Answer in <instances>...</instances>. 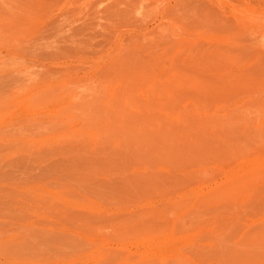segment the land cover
I'll list each match as a JSON object with an SVG mask.
<instances>
[{
	"label": "rangeland",
	"instance_id": "rangeland-1",
	"mask_svg": "<svg viewBox=\"0 0 264 264\" xmlns=\"http://www.w3.org/2000/svg\"><path fill=\"white\" fill-rule=\"evenodd\" d=\"M0 264H264V0H0Z\"/></svg>",
	"mask_w": 264,
	"mask_h": 264
}]
</instances>
